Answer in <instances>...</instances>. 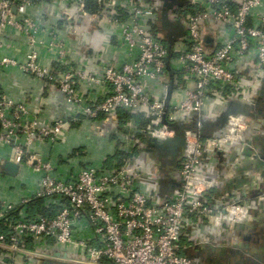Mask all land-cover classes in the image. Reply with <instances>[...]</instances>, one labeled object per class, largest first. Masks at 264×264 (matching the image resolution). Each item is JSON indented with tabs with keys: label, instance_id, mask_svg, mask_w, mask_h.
<instances>
[{
	"label": "built area",
	"instance_id": "2783aa9c",
	"mask_svg": "<svg viewBox=\"0 0 264 264\" xmlns=\"http://www.w3.org/2000/svg\"><path fill=\"white\" fill-rule=\"evenodd\" d=\"M95 1L105 44L118 57L90 69L72 59L70 41L57 26H44L28 14L49 1L0 0V50L11 46L8 32L24 38L28 47L23 60L0 58V68L55 85L67 105L65 116L45 121L39 105L34 109L0 92V264H205L194 248L216 247L219 240L199 243L192 230L220 218V235L250 222L252 203L216 200L219 184L211 170L226 144L253 148L246 140V100L264 80V0H190L183 8L168 0L171 24L185 25L171 46L160 34L159 0ZM52 2L80 8L86 0ZM209 21L212 50L204 31ZM252 68L257 71L250 79ZM228 100L234 113L223 132L203 139L209 104L226 106ZM120 111L147 125L140 128L130 119L110 141L105 158L86 162L76 149L73 159L63 154L67 165L60 166L53 150L73 126ZM192 117L196 120L187 125ZM178 123L186 141L175 164L179 188L164 198L162 182L144 176L138 158L148 151L149 139L174 138L172 126ZM6 163L17 166L14 175L3 171ZM261 191L257 202L264 211ZM256 227L264 235V219Z\"/></svg>",
	"mask_w": 264,
	"mask_h": 264
},
{
	"label": "crops",
	"instance_id": "0c3cea01",
	"mask_svg": "<svg viewBox=\"0 0 264 264\" xmlns=\"http://www.w3.org/2000/svg\"><path fill=\"white\" fill-rule=\"evenodd\" d=\"M46 1H49V4H41L30 9L28 14L44 26H57L69 39L71 57L77 64H85L87 68L92 69L117 59L118 55L114 49L105 44L107 35L99 24L98 13L86 11L84 5L80 8L69 5L56 7L53 0ZM159 2L162 5L164 3L163 0H159ZM162 5L159 7L158 15H161ZM179 29L180 23L171 24L168 30H160V34L165 37ZM204 31L208 39L213 40L214 27L210 21L204 24ZM7 37L11 46L8 50H0V58L8 55L23 60L28 49L24 38L14 32H8ZM207 46L208 50L215 48L213 41L207 43ZM47 59L46 53H42L41 62L47 64ZM256 71L257 69L252 68L248 78L251 79ZM244 85L249 88L250 83L244 82ZM250 90L252 92L250 91L246 100L250 109L248 115L250 127L246 133V140L252 143L259 159L250 155L251 152H248L245 145L228 143L225 146L226 152H218L214 161V169L211 171L212 176L217 179L219 184V188L214 192L216 200L222 199L221 201L226 202L241 198L252 203L251 210L254 213L252 212L247 227L241 231L228 228L224 233L217 235L219 232L217 229H221L224 225L220 218L215 221H205L202 224L200 222L199 229L191 231L192 236L199 243L219 240L220 244L216 245L215 249L211 246H198L193 250L197 259L205 264H264V235L260 236L254 230L259 221L256 211L259 205L257 197L259 192L264 189V161L261 162L260 159L262 155L264 156V103H259L260 98L264 97V80L261 85H256ZM0 92H4L13 102L24 100L32 108L34 106L38 108L39 105L43 109L45 121L53 117H63L67 112L64 98L55 85L45 84L17 69L0 68ZM232 103L228 100L226 106L218 105L215 102L209 104V108L203 115L204 121H202L201 130L203 139L218 137L226 111L230 108V111L234 112ZM134 120L136 121V119ZM195 120L196 118L193 117L187 119L186 124L191 125ZM136 123L138 126L140 125L137 121ZM123 126L119 122L118 115L109 118L101 117L99 121L91 124L75 125L72 127V131L65 136L64 143L61 142L53 150L54 155L56 159L62 161V164L60 163L62 167L67 165V158L63 154L73 159L70 154L76 149L84 152L86 162L99 161L109 154V143L116 137L119 127ZM158 156L146 151L140 159L138 158V161L141 163L140 168L143 175L155 176L162 182V190L166 191L170 188L169 182L165 184L168 179L177 182V166L169 157H162L159 154ZM107 159L110 164V157ZM178 188L176 187L174 191ZM221 224L222 226H220ZM208 227L211 229L209 230Z\"/></svg>",
	"mask_w": 264,
	"mask_h": 264
},
{
	"label": "water",
	"instance_id": "95a60500",
	"mask_svg": "<svg viewBox=\"0 0 264 264\" xmlns=\"http://www.w3.org/2000/svg\"><path fill=\"white\" fill-rule=\"evenodd\" d=\"M164 3H163V10L161 11V21H162V27H161V30L162 31H166L168 30V27L171 25L170 23V20L168 19L167 17V14H168V11L171 9V7H173V4H170L168 2V0H163ZM190 0H177L175 2V5L179 8H183L185 7L186 5H188ZM15 12V10H14ZM180 29L175 32V33H171V34H168L166 35L163 39L167 41L168 45L171 46L172 42H174L175 40H177L178 38H181L184 34V27L185 25L183 23H180ZM175 36V37H172ZM213 40H210V39H207L206 40V43H210L212 42ZM171 89L168 91V94H167V100L170 99V96H171ZM234 112L230 111V108L226 111L225 113V117L222 121V125L219 129V135L218 137L220 136V134L223 132V129L225 128V124L228 122V118L231 114H233ZM164 123H166V119L164 118ZM172 129L175 131V137L172 138V139H168V140H165V141H162V140H158V139H149L147 141V143H161L163 145L160 146V149L163 151V152H170L171 156L172 157H175L177 154H179L182 150V148H184L186 146V141H185V133H184V125L181 124V123H178L176 125H173L172 126ZM249 145L252 146V143L249 142ZM252 150L250 148V151L248 150V146L246 147L248 152H251L250 155H254V157L256 159H259V156H257L255 154L256 150L254 148V146H252ZM149 151V150H148ZM262 153V152H261ZM260 159L262 160L261 162L264 161V156L262 155V157H260ZM264 163V162H263ZM1 168L3 169V171L5 173H8V174H11V175H14L16 172H17V166L15 164H11V163H6L5 165H1ZM10 170V171H6V170ZM176 187H179V183L178 182H174V181H171L170 183V188L166 189V191L162 190L161 192V196L164 197V198H169L172 196V193L174 191V189ZM263 191H260L259 194H262ZM258 194V195H259ZM245 196V195H244ZM258 227H254V230L256 231ZM238 229L239 230H244L245 229V225H240L238 226ZM197 247H195L194 249H196ZM211 248L215 249L216 247H212Z\"/></svg>",
	"mask_w": 264,
	"mask_h": 264
},
{
	"label": "trees",
	"instance_id": "16d2710c",
	"mask_svg": "<svg viewBox=\"0 0 264 264\" xmlns=\"http://www.w3.org/2000/svg\"><path fill=\"white\" fill-rule=\"evenodd\" d=\"M84 7L86 9V11L88 12H93V13H99L100 11V7L97 4V2L95 0H86ZM118 119L120 124L123 126L126 122H128L130 119H136V121L140 124L139 127L140 128H144L147 125V122L145 120H143L141 117L137 116V115H129V114H124L123 111H120L118 113ZM138 138L141 140H144V136L141 134H138ZM119 156H117L116 158H119Z\"/></svg>",
	"mask_w": 264,
	"mask_h": 264
},
{
	"label": "flooded vegetation",
	"instance_id": "af4514ba",
	"mask_svg": "<svg viewBox=\"0 0 264 264\" xmlns=\"http://www.w3.org/2000/svg\"><path fill=\"white\" fill-rule=\"evenodd\" d=\"M259 103H264V97L260 98ZM163 145L161 143H148V150L150 152H152V155L158 156L161 155L162 157H169L171 161H173V163L176 164V160H177V155L175 157H172L170 152H163L160 149V146ZM159 157V156H158ZM169 160V159H168ZM169 160V161H170Z\"/></svg>",
	"mask_w": 264,
	"mask_h": 264
},
{
	"label": "rangeland",
	"instance_id": "374dc122",
	"mask_svg": "<svg viewBox=\"0 0 264 264\" xmlns=\"http://www.w3.org/2000/svg\"><path fill=\"white\" fill-rule=\"evenodd\" d=\"M258 201V199H257ZM259 205L257 206V219H264V211H263V204L258 202ZM254 213V211H252L251 209L249 210V219L251 218V215ZM260 228L258 227L256 231H259Z\"/></svg>",
	"mask_w": 264,
	"mask_h": 264
}]
</instances>
